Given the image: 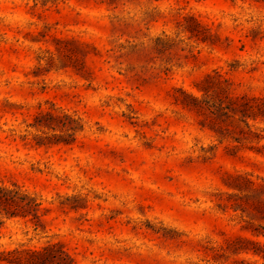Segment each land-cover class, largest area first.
Returning a JSON list of instances; mask_svg holds the SVG:
<instances>
[{
    "label": "rangeland",
    "instance_id": "1",
    "mask_svg": "<svg viewBox=\"0 0 264 264\" xmlns=\"http://www.w3.org/2000/svg\"><path fill=\"white\" fill-rule=\"evenodd\" d=\"M229 97H264V1L0 0V184L44 208L0 216V250L264 264V109L247 127Z\"/></svg>",
    "mask_w": 264,
    "mask_h": 264
},
{
    "label": "trees",
    "instance_id": "2",
    "mask_svg": "<svg viewBox=\"0 0 264 264\" xmlns=\"http://www.w3.org/2000/svg\"><path fill=\"white\" fill-rule=\"evenodd\" d=\"M264 1V0H255ZM214 80V85L207 83L208 81ZM203 81L206 84L201 85L200 90L202 91V97L198 98L192 94H187L190 99L189 102L180 100L181 104L191 108H201L203 103L206 102L205 96L210 92H216V89L224 90L222 85L223 81L226 79L222 77L218 72L214 74H207ZM222 104V100L220 99ZM228 101L230 103L226 106L219 105V109L224 108L230 109L234 114H240V117L236 118L245 122L246 126L249 127L245 121V117H255L256 112L262 111L264 106V97L259 98V103H251L249 100L242 99L237 100L236 97H229ZM261 105V106H260ZM262 107V108H261ZM256 109V110H255ZM261 182L255 183L252 180H245L248 187L253 191V196L256 198V204L253 206L255 211L264 217V177H261ZM236 188H240L235 186ZM44 208L41 207V202L37 200L35 196L28 194V192L21 191L16 185L13 187L0 184V216L1 217H14L21 216L26 217L31 215L34 218L39 217V212ZM2 221L0 220V223ZM259 234L264 235V233L258 231H252L253 236H258ZM249 243L259 246L260 242L253 238H243ZM262 250L252 249L255 254H261L264 257V245L261 246ZM69 255L58 243H49L43 247L30 248L23 245H18L11 249H1L0 250V262H5L7 264H51L53 260L55 263L68 264Z\"/></svg>",
    "mask_w": 264,
    "mask_h": 264
}]
</instances>
